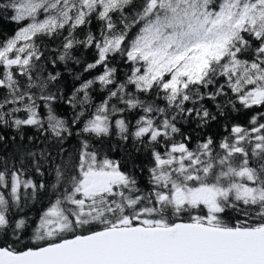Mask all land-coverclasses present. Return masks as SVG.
Here are the masks:
<instances>
[{
	"label": "snow or ice",
	"instance_id": "6c2138e0",
	"mask_svg": "<svg viewBox=\"0 0 264 264\" xmlns=\"http://www.w3.org/2000/svg\"><path fill=\"white\" fill-rule=\"evenodd\" d=\"M0 23V264H264V0H0Z\"/></svg>",
	"mask_w": 264,
	"mask_h": 264
},
{
	"label": "trees",
	"instance_id": "16d2710c",
	"mask_svg": "<svg viewBox=\"0 0 264 264\" xmlns=\"http://www.w3.org/2000/svg\"><path fill=\"white\" fill-rule=\"evenodd\" d=\"M14 28V25L8 24V23H0V32H2L4 35H10L12 32V29ZM88 59L91 60L92 57L91 55L88 56ZM70 83V81H69ZM61 114H68L66 109L61 106L58 109ZM234 120L238 121L240 123H246L247 117L245 115H239V116H234ZM223 121H221L220 124H217L216 122H213L211 127L207 130L209 134L213 135L215 138H220L226 133L223 131L222 127ZM28 134L32 135L33 131L31 129L28 130ZM115 156L119 157L121 155L120 152L114 153Z\"/></svg>",
	"mask_w": 264,
	"mask_h": 264
}]
</instances>
